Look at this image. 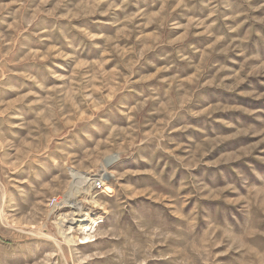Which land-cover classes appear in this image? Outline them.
<instances>
[{
  "label": "rangeland",
  "instance_id": "rangeland-1",
  "mask_svg": "<svg viewBox=\"0 0 264 264\" xmlns=\"http://www.w3.org/2000/svg\"><path fill=\"white\" fill-rule=\"evenodd\" d=\"M0 264H264V0H0Z\"/></svg>",
  "mask_w": 264,
  "mask_h": 264
},
{
  "label": "bare ground",
  "instance_id": "bare-ground-1",
  "mask_svg": "<svg viewBox=\"0 0 264 264\" xmlns=\"http://www.w3.org/2000/svg\"><path fill=\"white\" fill-rule=\"evenodd\" d=\"M111 161H113V159H109L108 161H106L105 165L108 166ZM107 169V168H106ZM102 178H108L111 175L109 174V172H106L105 169H102ZM71 176L73 178V186L77 187V186H83L81 189V192H79L80 194H84L87 192V188H91L92 187V183L93 180L95 179V176H84L79 172L73 171L71 172ZM101 180V177L100 179ZM95 183V182H94ZM79 189V190H80ZM72 201H74V198H72V195H67L65 197V199L63 200V202H69L70 204L66 203L65 206L66 207H72L75 211L71 214H64L59 221V229H61L64 233V237L66 238L67 236H70L73 234V228L76 229V232H79L80 234H82V237L77 236L75 238V241L81 239L83 240L82 243H87L88 241H90L91 236L89 235L90 233H86L87 230H91V225H83V221H85V218L87 216H89L88 211L83 212L82 207H80V204H78V202L72 203ZM91 217V216H90ZM99 217V216H98ZM90 222H92V220H89ZM61 233V232H60ZM62 234V233H61ZM81 243V242H80Z\"/></svg>",
  "mask_w": 264,
  "mask_h": 264
},
{
  "label": "built area",
  "instance_id": "built-area-1",
  "mask_svg": "<svg viewBox=\"0 0 264 264\" xmlns=\"http://www.w3.org/2000/svg\"><path fill=\"white\" fill-rule=\"evenodd\" d=\"M100 186H101V181L100 180H97V182H95L93 188L95 189V188H98Z\"/></svg>",
  "mask_w": 264,
  "mask_h": 264
}]
</instances>
